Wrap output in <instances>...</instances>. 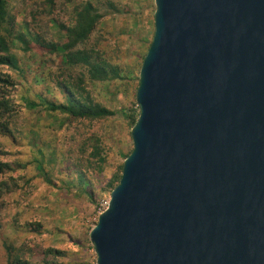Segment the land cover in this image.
<instances>
[{
	"label": "water",
	"instance_id": "obj_1",
	"mask_svg": "<svg viewBox=\"0 0 264 264\" xmlns=\"http://www.w3.org/2000/svg\"><path fill=\"white\" fill-rule=\"evenodd\" d=\"M154 6L96 264H264V0Z\"/></svg>",
	"mask_w": 264,
	"mask_h": 264
},
{
	"label": "rangeland",
	"instance_id": "obj_2",
	"mask_svg": "<svg viewBox=\"0 0 264 264\" xmlns=\"http://www.w3.org/2000/svg\"><path fill=\"white\" fill-rule=\"evenodd\" d=\"M83 1L106 2L54 0L53 13L46 16L35 12L45 0H12L14 10L11 13H16L17 24L24 20L31 24L42 20L38 23L42 26V34L57 40L60 31L55 27L47 28L45 24L49 19H53L57 24L69 26L72 22L73 6ZM111 1L128 10V13L108 14L104 17L92 34L91 43L103 50L111 64L121 66L124 77L122 80L106 83L88 82L94 101L115 112V116L90 125L102 142L107 160L102 175L96 176L93 172H87L95 204L89 203L86 197H77L66 188L70 185L67 168L71 160L72 164H77L78 168L85 170L86 162L79 164L76 157L77 149L83 142V134L90 127L79 124L67 130L66 126L60 124V118L40 110H37L35 115H25L21 112L18 118V125L22 124L20 129L23 131L20 144L13 146L11 141L0 138L7 152L6 156L0 157V161L31 162L33 157L39 156L41 150L47 159L45 165L49 172L48 178L45 179L36 171L35 165L28 164L23 171H18L17 175L22 176L23 180H30L29 184H23L22 180V188L4 195L5 210L0 216V264H6L4 242L18 245L21 241H26L27 236H31L13 227H23L34 222H41L43 229L39 236L32 237L28 242L32 245L36 242L35 239H38L44 247L63 251L64 256L58 259V264H96L89 233L97 223L100 204L110 198L108 182L124 162V156L133 148L131 127L122 111L133 108V111L138 113L135 94L138 88L140 56L145 53L154 34V0ZM22 57L27 59V66L34 71L31 76L34 86H53L50 73L58 71L55 57L47 55L39 58L34 54Z\"/></svg>",
	"mask_w": 264,
	"mask_h": 264
},
{
	"label": "trees",
	"instance_id": "obj_3",
	"mask_svg": "<svg viewBox=\"0 0 264 264\" xmlns=\"http://www.w3.org/2000/svg\"><path fill=\"white\" fill-rule=\"evenodd\" d=\"M54 8V0H45L35 12L51 16ZM13 10L12 0H0V138L11 141L13 146L20 144L23 131L20 129L22 124L18 125V118L21 112L25 115L28 113L35 115L36 111L40 110L52 117L60 118V124L66 126L67 130L79 124L90 127L91 124L115 116L114 111L94 101L89 83L122 80L123 69L119 65L111 64L103 50L91 43V37L108 14H125L128 10L115 5L111 0L104 3L83 1L75 4L69 26L57 24L53 19H49L45 24L47 28L55 27L60 31L57 40L42 34V26L38 24L42 20H37L34 23L36 25L27 20L17 24L16 13H11ZM150 44L140 56V67ZM28 54H34L39 58L49 55L57 59L58 71L50 73L53 86L47 84L34 86L31 77L34 71L27 66V59L22 57ZM137 81L139 84V77ZM136 110L137 114L133 108L122 111L131 129L139 117V108L136 107ZM83 135V142L77 149L76 162L79 164L86 162L85 170L78 168L77 164H72L71 160L67 168L70 172H68L70 185L66 188L77 197H86L89 203L95 204L87 172H93L96 176L102 175L107 160L102 142L92 131V127ZM132 149L124 156V160L131 154ZM6 154L4 143L0 141V157ZM46 161L41 150L39 156L33 157L31 162L0 161V178H7L0 179V216L5 210L4 195L22 188L20 181L24 178L17 175V172L23 171L28 164H33L36 171L47 179L49 171L45 165ZM122 169L123 163L107 184L110 194L120 182ZM29 182L30 180H23V184L28 185ZM1 227L0 224V229ZM13 228L19 232L25 231L31 236H27V240L21 241L18 245L3 243L6 264H58V259L64 256L63 251L44 247L42 242L37 241L38 239H35L36 242L32 245L28 242L32 237L39 236L43 229L41 222L29 223L23 227L15 225Z\"/></svg>",
	"mask_w": 264,
	"mask_h": 264
},
{
	"label": "built area",
	"instance_id": "obj_4",
	"mask_svg": "<svg viewBox=\"0 0 264 264\" xmlns=\"http://www.w3.org/2000/svg\"><path fill=\"white\" fill-rule=\"evenodd\" d=\"M108 203H109V200H108L107 202H104V203L100 204L99 215H100L101 213H103V212L107 209V207H108Z\"/></svg>",
	"mask_w": 264,
	"mask_h": 264
}]
</instances>
